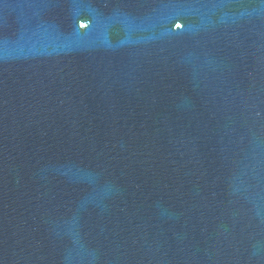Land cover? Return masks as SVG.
Masks as SVG:
<instances>
[{"label":"water","instance_id":"obj_1","mask_svg":"<svg viewBox=\"0 0 264 264\" xmlns=\"http://www.w3.org/2000/svg\"><path fill=\"white\" fill-rule=\"evenodd\" d=\"M0 264H264V0H0Z\"/></svg>","mask_w":264,"mask_h":264}]
</instances>
